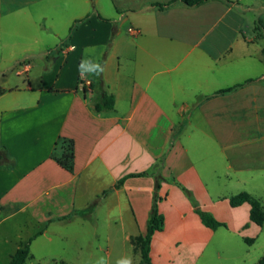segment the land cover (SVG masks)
Returning a JSON list of instances; mask_svg holds the SVG:
<instances>
[{
    "label": "crops",
    "instance_id": "0c3cea01",
    "mask_svg": "<svg viewBox=\"0 0 264 264\" xmlns=\"http://www.w3.org/2000/svg\"><path fill=\"white\" fill-rule=\"evenodd\" d=\"M32 1L43 10H58L68 28L88 18L48 70L42 61L37 65L36 82L27 77L26 83L0 85V146L15 162L10 169L0 167V223L21 224L33 232L42 228L37 237H44L59 224L94 227L104 220L120 226L128 242L145 232L152 176L126 179L89 217L77 212L123 176L150 173L162 160L157 209L164 220L151 238L150 264H207L222 258L216 246L211 248L215 237L227 240L218 231L234 235L251 222L249 205L232 207L229 198L246 192L260 201L247 186H264L263 45L244 31L246 12L264 11V0H211L164 10L151 4L170 0H106L109 6L104 7L93 0L97 14L108 21L91 14L90 0ZM111 27L117 31L101 78L114 106L95 112L99 91H83L79 82L87 86ZM47 51L39 58L45 59ZM28 63L25 73L32 68ZM235 85L240 86L216 93ZM179 123L181 132L170 144ZM58 138L73 142L71 172L50 158ZM178 185L225 227L204 226ZM218 206L228 219H221ZM168 231L197 236L199 242L170 254L174 243L165 238ZM205 253L208 259L201 263Z\"/></svg>",
    "mask_w": 264,
    "mask_h": 264
},
{
    "label": "rangeland",
    "instance_id": "374dc122",
    "mask_svg": "<svg viewBox=\"0 0 264 264\" xmlns=\"http://www.w3.org/2000/svg\"><path fill=\"white\" fill-rule=\"evenodd\" d=\"M99 5L104 7L109 6V3L99 0ZM258 11L255 8L246 12L248 28L244 27V31L247 36L260 41L264 48V11H259L257 16ZM42 13L48 17L46 20L41 18ZM59 14L58 10H43L39 3L32 0H0V85L26 83L27 77L36 82L37 65L41 61L44 64L46 62L45 59L39 58V55L45 50L54 49L59 43L58 39L63 40L67 36L68 25L65 18H61ZM62 14L65 12L62 11ZM126 28L127 26H123L122 30ZM91 53L95 54L96 49H92ZM261 55L264 58V53ZM27 63L32 68L25 73L22 69ZM16 71L19 72L18 75ZM247 189L258 195L264 206V186L255 187L251 183ZM224 193L228 195L227 192ZM221 207L218 206L223 212V215L219 214L221 219H228L225 208ZM126 217L127 214L124 213L123 220ZM41 229L33 232L21 224L0 223V264H7L8 255L15 251L18 243L19 247H23L30 238L32 240L28 244L29 253L25 264H138L140 259V234L130 237L126 242L121 227L106 225L104 220H100L94 227L83 223L59 224L52 227L46 236L37 237L35 234ZM218 232L224 233L227 240L222 241L215 237L211 248L216 246L217 255L225 260H206L207 264H256L264 253V224L258 227L249 222L234 235H228L225 229ZM165 238L174 243L170 254L177 250L183 252L185 248L199 242L197 236L169 235V231ZM243 238L253 239V243H245ZM206 256L205 253L201 263L205 262V258L208 259ZM155 263L162 264L161 261Z\"/></svg>",
    "mask_w": 264,
    "mask_h": 264
},
{
    "label": "trees",
    "instance_id": "16d2710c",
    "mask_svg": "<svg viewBox=\"0 0 264 264\" xmlns=\"http://www.w3.org/2000/svg\"><path fill=\"white\" fill-rule=\"evenodd\" d=\"M211 0H170L166 3H152L151 6L157 8L158 10H164L174 5H181L184 7H195L199 6L205 2H208ZM216 1H223L225 3H231L230 0H216ZM91 4V14L95 15L96 18L100 21H108L107 19L102 18L99 14H97L93 0H90ZM86 18H88V15L81 18L74 20L71 25L68 28L67 36L65 39L60 41L54 49H50L47 51L46 57H45V64H47L46 70H48L49 65L52 63V61L55 59V57L59 54L62 46L67 45V41L70 38V35L74 30H76L77 26L84 21ZM116 28L111 27L110 34L107 40V44L103 50V53L101 55V58L99 59L98 63L94 66H92L90 70L89 75V82L87 86H85L84 83L79 82L80 87L83 91H86V89L89 90H97L99 91V99L93 103L92 108L95 112H107L113 109L114 106V97L107 93L104 87V84L102 82L101 78V67L104 62V59L107 55V52L110 49L112 40L114 36L116 35ZM262 53H264V48L262 49ZM240 85H235L230 88H226L223 90H219L216 93H226L230 92ZM3 93V90L0 89V95ZM181 125L182 123H179L172 131L170 141L171 144L176 137L181 132ZM50 158L53 159L61 168L65 169L66 171L71 172L73 170V142L68 139L64 138H58L57 141L54 144L53 150L50 154ZM15 162L12 157H10L7 153V150L4 146H0V167L5 168H12L14 166ZM162 164V160H160L156 165L153 166L150 173L148 172H140L136 174H127L120 178L116 184L110 189L103 191L100 195L96 196L85 208L82 212H77V214L81 217H89L92 214V211L101 203L103 197L112 189L119 188L123 182L128 178H134V177H142V176H152L153 177V193L151 198V206L150 211L148 214V219L146 222V228L145 232L139 236V255L140 259L138 264H150V258H149V251H150V243L152 235L155 232L161 231L163 227V216L158 213L157 205L158 202L161 200V198L158 196V190L160 188V183L163 181V178L160 176V167ZM178 187L181 189V191L184 193V195L189 200L191 206L193 207V211L198 215L201 223L206 226L207 228L211 230H216L219 227H225V224L223 222H220L216 220L210 213L205 212L203 210H200L197 206V203L192 195V193L178 185ZM229 205L232 207L239 206L243 203H247L250 207L249 209V219L251 222L255 223L258 226H261L264 224V207L261 205L260 201L251 196L250 194L246 192L238 193L234 196H231L228 200ZM66 218V217H65ZM60 218V219H65ZM40 232H37L35 235H39ZM32 238H30L26 245L23 247L17 248L9 258V261L7 264H25L26 258L29 253V247L28 244ZM246 243L250 244L252 242L251 239H245ZM256 264H264V253L258 260Z\"/></svg>",
    "mask_w": 264,
    "mask_h": 264
},
{
    "label": "built area",
    "instance_id": "2783aa9c",
    "mask_svg": "<svg viewBox=\"0 0 264 264\" xmlns=\"http://www.w3.org/2000/svg\"><path fill=\"white\" fill-rule=\"evenodd\" d=\"M128 31H129V32H133L131 29H129ZM87 84H88V82H87Z\"/></svg>",
    "mask_w": 264,
    "mask_h": 264
}]
</instances>
